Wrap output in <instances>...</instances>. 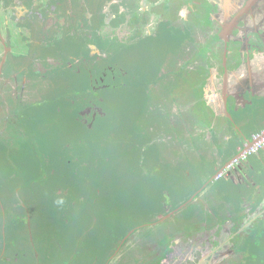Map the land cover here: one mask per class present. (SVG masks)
<instances>
[{
  "label": "flooded vegetation",
  "instance_id": "af4514ba",
  "mask_svg": "<svg viewBox=\"0 0 264 264\" xmlns=\"http://www.w3.org/2000/svg\"><path fill=\"white\" fill-rule=\"evenodd\" d=\"M260 68L264 0H0V264H264Z\"/></svg>",
  "mask_w": 264,
  "mask_h": 264
},
{
  "label": "water",
  "instance_id": "95a60500",
  "mask_svg": "<svg viewBox=\"0 0 264 264\" xmlns=\"http://www.w3.org/2000/svg\"><path fill=\"white\" fill-rule=\"evenodd\" d=\"M251 83L259 87H264V68H260L259 72L250 76ZM249 77V78H250Z\"/></svg>",
  "mask_w": 264,
  "mask_h": 264
},
{
  "label": "rangeland",
  "instance_id": "374dc122",
  "mask_svg": "<svg viewBox=\"0 0 264 264\" xmlns=\"http://www.w3.org/2000/svg\"><path fill=\"white\" fill-rule=\"evenodd\" d=\"M6 188H9V187H6ZM10 188H15L14 186H13V184H12V186H10ZM10 194H14V192L12 191V192H9ZM6 196H8V194H3L2 195V199L4 200V203H5V206L6 207H9V205H8V202H7V198H6ZM15 196V195H14ZM22 197H23V199H26V200H28L26 197V195H22ZM0 207H1V204H0ZM1 210H2V207L0 208ZM132 209V208H131ZM8 213V215H10L9 214V212H7ZM141 214V212L140 213H138V214H134V212L133 213H127V215L128 216H132V215H140ZM144 214H147V211H145L144 212ZM113 220L115 219V218H112ZM147 219H149L148 217H147ZM129 220V219H128ZM50 264H55V263H50Z\"/></svg>",
  "mask_w": 264,
  "mask_h": 264
},
{
  "label": "built area",
  "instance_id": "2783aa9c",
  "mask_svg": "<svg viewBox=\"0 0 264 264\" xmlns=\"http://www.w3.org/2000/svg\"><path fill=\"white\" fill-rule=\"evenodd\" d=\"M263 142H264V139L262 140ZM260 143V142H259ZM258 143H256L252 148H251V150L250 151H254L257 147H258Z\"/></svg>",
  "mask_w": 264,
  "mask_h": 264
}]
</instances>
